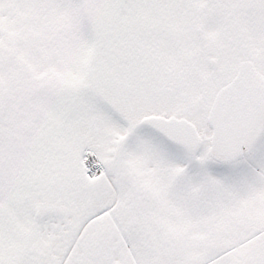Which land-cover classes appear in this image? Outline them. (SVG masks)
Wrapping results in <instances>:
<instances>
[{
	"label": "snow or ice",
	"instance_id": "obj_1",
	"mask_svg": "<svg viewBox=\"0 0 264 264\" xmlns=\"http://www.w3.org/2000/svg\"><path fill=\"white\" fill-rule=\"evenodd\" d=\"M0 264H264V0H0Z\"/></svg>",
	"mask_w": 264,
	"mask_h": 264
}]
</instances>
